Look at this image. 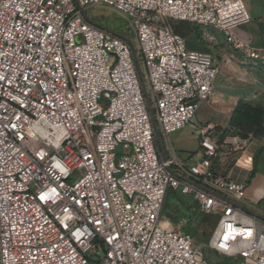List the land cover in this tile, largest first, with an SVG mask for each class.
Listing matches in <instances>:
<instances>
[{
  "label": "built area",
  "instance_id": "2783aa9c",
  "mask_svg": "<svg viewBox=\"0 0 264 264\" xmlns=\"http://www.w3.org/2000/svg\"><path fill=\"white\" fill-rule=\"evenodd\" d=\"M98 5L130 19L137 46L88 19ZM170 20L264 65L233 36L251 21L243 0H0V264H220L164 225L169 190L216 218L215 255L264 264V220L242 206L251 172L228 166L254 137L207 124L194 164L171 141L220 70Z\"/></svg>",
  "mask_w": 264,
  "mask_h": 264
},
{
  "label": "rangeland",
  "instance_id": "374dc122",
  "mask_svg": "<svg viewBox=\"0 0 264 264\" xmlns=\"http://www.w3.org/2000/svg\"><path fill=\"white\" fill-rule=\"evenodd\" d=\"M85 12L88 19L97 26L127 38L137 46L136 38L131 33L130 19L123 14L105 5L86 8ZM200 31L201 35L198 37L189 38L191 47L213 46L204 39L205 32L213 35L219 43V32L214 28L201 27ZM227 53L231 54L232 49L228 48ZM223 55L219 49L214 50L213 58L220 70L216 82V93L219 94V98L211 101V104L215 105L214 114L212 115L210 110L206 112L207 115H212L207 116L208 122L221 124L223 126L221 131H225V135L229 133L231 127L249 130L251 133L247 136L252 135L257 141L256 145L240 153H232L228 158L229 163L241 162L251 168L252 174L264 173V73L257 71L255 65H246L245 59L240 54L236 55L235 60L226 62L222 60ZM199 124V119L195 118L185 129L171 136L179 155L197 152L198 140L194 132L200 127ZM195 157L199 156L195 155ZM168 201L169 208L162 214V221L166 227L185 232L194 241L197 236L204 242L211 238L217 224L215 217L203 216L192 198L183 196L182 199H177L170 196ZM258 210V207H255V213L263 216ZM205 253L209 259L222 260V257L209 251ZM103 257L104 252L98 255V258ZM225 260L227 261V258Z\"/></svg>",
  "mask_w": 264,
  "mask_h": 264
},
{
  "label": "crops",
  "instance_id": "0c3cea01",
  "mask_svg": "<svg viewBox=\"0 0 264 264\" xmlns=\"http://www.w3.org/2000/svg\"><path fill=\"white\" fill-rule=\"evenodd\" d=\"M246 9L248 13L251 16V21L247 24L241 25L235 29H233V36L250 46L261 48L264 47V0H243ZM219 47L212 46V47H196L193 50L203 51L207 52L213 55L214 50L217 48L219 51L223 52L224 58L223 61H230L232 59H236V55L233 51V48L231 44L228 42L227 38L219 32ZM232 49V53H227V49ZM239 55V54H238ZM234 56V57H233ZM217 82V81H216ZM216 85L214 86V94L212 98L209 101H206L201 104L195 118L199 119V128H197L194 132V136L196 140H198V149L195 153H186L184 155H179L178 150L176 152L178 153L179 157L182 160L187 161L189 164H194L201 158V148H200V136H199V129L204 128L207 124H214L217 126L218 131H221V128L223 126L218 123L208 122L209 115H213V107L214 104H211V101L213 99H218L219 94L216 93ZM211 111V114H206L207 111ZM211 115V116H212ZM194 118V119H195ZM193 119V120H194ZM206 122V123H204ZM203 124V125H202ZM235 128V127H234ZM222 132V131H221ZM178 133V132H177ZM175 134V133H174ZM172 141V139H171ZM256 140L253 141L251 146L256 145ZM173 143V142H172ZM174 146V143H173ZM250 146V147H251ZM175 148V146H174ZM195 155H198L199 157L196 158ZM230 160V159H229ZM228 160V166H232L233 164H230ZM240 165L247 168V170H244L243 172H238L241 179H244L251 171V168L248 165H245L244 163L238 162ZM219 172H224L222 167L219 168ZM242 206L249 211L250 213L254 214L255 216L259 217L260 219L264 220V173L258 172L254 175V177L251 179L248 188H247V194H246V200L242 202ZM255 207H258V211L261 212L263 216L258 215L255 213Z\"/></svg>",
  "mask_w": 264,
  "mask_h": 264
},
{
  "label": "trees",
  "instance_id": "16d2710c",
  "mask_svg": "<svg viewBox=\"0 0 264 264\" xmlns=\"http://www.w3.org/2000/svg\"><path fill=\"white\" fill-rule=\"evenodd\" d=\"M169 24L170 26L172 27L173 31L176 33V34H179L181 35L182 37H184L186 39V42H187V47L189 49H194L193 47H191L190 45V42H189V38H192V37H198L199 35H201V27L200 25H196V24H192V23H189V22H183V21H174V20H170L169 21ZM245 64L246 65H255L257 71L261 72V73H264V65L262 64H259V63H254V62H251V61H247L245 60ZM236 128V127H235ZM238 130H240V132L243 134V135H248V133H251L249 130H244L243 128H237ZM254 133V132H252ZM256 174V172H251V176H250V179H252V176L254 177V175ZM170 196H174L176 197L177 199H182V197L184 195H182L181 192L179 191H174V190H169L168 193H167V197L165 199V203H164V206H163V211H162V214L164 212H167L168 208H169V201L168 199L170 198ZM186 197V196H184ZM203 215V214H202ZM203 216H207V217H213V216H208V215H203ZM216 223H217V220H216ZM195 242V245L201 247L203 249V251H209L211 253H213L209 248H208V242L209 240H206L205 242L200 238V237H196V240L194 241ZM206 254V253H205ZM214 254V253H213ZM207 256V255H206ZM218 256V255H217ZM219 257V256H218ZM226 258V257H225ZM225 258H222V260L219 261L220 264H236V261L235 260H231L230 258H227V261L225 260ZM212 262H215L216 260L214 259H210Z\"/></svg>",
  "mask_w": 264,
  "mask_h": 264
}]
</instances>
